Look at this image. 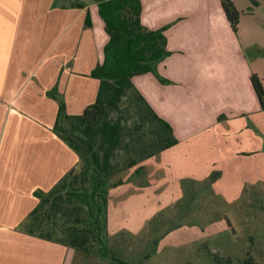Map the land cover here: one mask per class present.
Listing matches in <instances>:
<instances>
[{
	"label": "crops",
	"instance_id": "obj_1",
	"mask_svg": "<svg viewBox=\"0 0 264 264\" xmlns=\"http://www.w3.org/2000/svg\"><path fill=\"white\" fill-rule=\"evenodd\" d=\"M97 1L0 0V264H76L72 248L23 223L34 192H47L79 163L54 124L59 103L74 116L95 100L99 80L90 72L108 39ZM230 1L236 32L219 0H139V23L162 29L168 54L130 83L176 140L139 162L152 179H160L150 175L153 163L212 171L216 141L239 137L231 128L247 131L245 153L264 145V108L249 80L256 74L264 90V0ZM190 180L199 185L206 175ZM109 197L108 189L107 216Z\"/></svg>",
	"mask_w": 264,
	"mask_h": 264
},
{
	"label": "rangeland",
	"instance_id": "obj_2",
	"mask_svg": "<svg viewBox=\"0 0 264 264\" xmlns=\"http://www.w3.org/2000/svg\"><path fill=\"white\" fill-rule=\"evenodd\" d=\"M118 107L119 111L108 109L99 116V120L120 117L130 130L114 152L113 171L107 179L106 239L114 255L128 263L143 259L144 264H264V145L245 153L251 148L243 140L247 131L237 134L231 128L229 133L239 137L229 136L226 144L216 141L218 163L212 171L185 172L179 166L167 171L148 164L153 169L150 175L160 178L155 180L142 172L139 162L145 152L158 146L154 133L158 124L145 113L132 89L120 98ZM249 124V128L254 126ZM96 128L93 123L90 134ZM73 130L72 118H62L56 126L62 137L86 150L84 142L75 140L78 133ZM250 134L258 133L252 128ZM130 159L135 165L125 168ZM78 165L76 188L82 185ZM202 174L206 181L192 185L190 178ZM128 184L132 193L127 192ZM88 235L86 245L93 250L95 243ZM79 256L76 264L81 263ZM103 264L114 263L105 260Z\"/></svg>",
	"mask_w": 264,
	"mask_h": 264
},
{
	"label": "trees",
	"instance_id": "obj_3",
	"mask_svg": "<svg viewBox=\"0 0 264 264\" xmlns=\"http://www.w3.org/2000/svg\"><path fill=\"white\" fill-rule=\"evenodd\" d=\"M219 3L230 28L236 32L239 12L230 0H219ZM139 10V0L97 1V13L104 23L108 39L103 46L101 63L90 72L99 80L95 100L74 116H67L59 103L54 124L56 130L62 118H72L73 131L78 133L75 140L87 145L86 150L82 151L78 144L57 132L77 154L82 185L79 188L75 186L76 165L47 192H34L37 203L23 223L28 233L72 248L76 255L80 254L79 264L105 260L114 264H144L143 259L135 263L119 259L107 246V179L113 171L111 160L114 152L120 148L130 130L122 124L120 117L99 120L100 114L108 109L119 111L120 98L132 89L136 100L144 106L145 113L158 124L154 131L158 146L151 152H145L142 160L176 142L169 125L151 110L130 83L133 75L154 72L155 63L168 54L162 29L150 30L142 26L139 23ZM249 80L261 108H264V90L260 79L252 73ZM93 123H97V128L90 134ZM134 165L135 161L130 159L124 167ZM86 183L88 188L84 187ZM82 210L84 217H81ZM88 233L95 243L93 250L86 245ZM90 258H93L92 261Z\"/></svg>",
	"mask_w": 264,
	"mask_h": 264
}]
</instances>
